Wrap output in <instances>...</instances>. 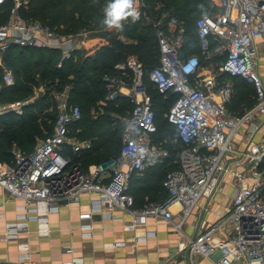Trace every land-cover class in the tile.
<instances>
[{
	"label": "built area",
	"instance_id": "2783aa9c",
	"mask_svg": "<svg viewBox=\"0 0 264 264\" xmlns=\"http://www.w3.org/2000/svg\"><path fill=\"white\" fill-rule=\"evenodd\" d=\"M6 1L11 7L0 25V53L10 45L48 47L59 49L63 60L79 48L72 35H58L47 25L20 16L17 10L26 0H0V6ZM142 4L143 0H135L138 12ZM194 25L200 53L209 61L218 58L216 64L201 66L198 55L183 53L184 28L170 17L165 28H156L158 63L146 72L158 94H174L165 117L185 145L177 155L179 167L162 179L166 198L134 207L129 193L132 174L161 163L166 153L153 141L155 115L143 67L128 56L102 75L105 93L96 103L100 108L123 97L131 106L115 158L83 169L62 154L65 146L73 153L91 146L89 140L69 135L80 109L69 101L65 86L52 92L56 108L52 132L29 153L13 143L11 162L0 161V187L23 201L22 220L14 225V234L25 230L28 218L47 227L48 214L81 194L95 198L89 201L88 211L79 213L80 219H90L102 206L129 213L133 227L148 219L169 223L176 214L174 226L181 231L199 199L209 201L229 178L234 191L225 213L194 236H186L190 264L198 255L210 264H264V169L259 168L264 159V79L258 71L259 59H264V0H219L214 10L202 11ZM227 76L241 78L254 90V104L241 114L228 109L233 87ZM1 83H14L10 69L2 68ZM44 91L40 85L30 98L0 105V114L21 115L24 105ZM256 133H260L257 139ZM208 201L202 206L205 211ZM174 204L180 207L176 212L171 209ZM92 228L91 223L81 224L82 237H89Z\"/></svg>",
	"mask_w": 264,
	"mask_h": 264
},
{
	"label": "trees",
	"instance_id": "16d2710c",
	"mask_svg": "<svg viewBox=\"0 0 264 264\" xmlns=\"http://www.w3.org/2000/svg\"><path fill=\"white\" fill-rule=\"evenodd\" d=\"M208 1L143 0L139 19L132 22L129 18L124 22L123 30L120 31L124 39L110 38L107 45L91 55H84L83 49L77 48L69 58L61 60V52L56 48L10 45L0 53V102L11 97L22 100L30 98L34 88L40 85L44 86L45 91L24 105L21 115L12 112L0 114V161L11 162L9 149L12 141L24 153H29L33 148L35 134H40L41 130L47 134L52 132L56 116L52 92L65 86L69 87V101L80 109V118L70 124L69 135L77 140H89L91 146L79 153H73L65 146L62 154L72 164H78L83 169L89 164L105 163L115 158L122 140L124 121L131 106L126 98L121 97L106 106L116 107L117 114L113 116L109 112L97 113L95 116L91 109L105 93L102 75L110 72L114 64L124 61L128 56H134L143 67L144 80L151 96L156 127L152 135L153 141L158 147H162L166 157L140 175L133 173L129 193L133 196L134 207H143L165 199L162 179L168 171L179 167L177 155L185 145L178 138L175 127L165 117L174 94H158L147 81L146 72L158 63L156 28H165L170 17H175L184 28L183 53L204 56L199 51L194 23L201 14V9L207 8L205 5ZM105 3L106 0H98L96 3L93 0H26L17 11L25 19L47 25L58 35H73L82 28L100 30L98 24L102 19ZM10 7V1L0 6V25L7 20ZM199 60L201 63L200 58ZM215 60L218 62V58L212 61ZM204 61L209 60L204 57ZM3 67L11 70L14 77L12 85L5 86L1 83ZM225 78L236 80L232 85L233 94L228 109L241 114L254 104V90L239 77ZM259 168L264 169V159Z\"/></svg>",
	"mask_w": 264,
	"mask_h": 264
},
{
	"label": "crops",
	"instance_id": "0c3cea01",
	"mask_svg": "<svg viewBox=\"0 0 264 264\" xmlns=\"http://www.w3.org/2000/svg\"><path fill=\"white\" fill-rule=\"evenodd\" d=\"M258 71L264 79V59H259ZM259 135L256 133L255 139ZM233 191L234 183L224 178L209 201L204 197L199 199L181 231L174 226L178 221L176 214L169 223L148 219L144 225L133 227L129 213L102 206L90 219H80L79 213L88 211L89 201L95 198L94 194H81L77 200L60 205L48 214L47 227L28 218L25 230L14 234V225L22 220L23 201L9 196L0 187V264H61L66 261H74V264H190L186 236H194L219 219L229 207ZM207 201L209 206L205 211L202 208ZM179 208L178 204L171 206L175 212ZM109 213L113 218H109ZM84 223L93 226L89 237L80 234L79 227ZM40 229L44 232H39ZM68 247L70 251H66ZM193 264L210 263L198 255Z\"/></svg>",
	"mask_w": 264,
	"mask_h": 264
},
{
	"label": "rangeland",
	"instance_id": "374dc122",
	"mask_svg": "<svg viewBox=\"0 0 264 264\" xmlns=\"http://www.w3.org/2000/svg\"><path fill=\"white\" fill-rule=\"evenodd\" d=\"M219 0H209L208 4H206L205 6H207V8H202L201 12L204 9H208L209 11L214 10L216 7V4L218 3ZM200 12V11H199ZM198 15V14H197ZM90 28V27H89ZM120 31L121 30H97V29H81L79 30V32L73 34L72 36L75 38V41L77 43V45L79 46L80 50L83 49L84 51V55H91L94 53L95 50H98L100 47L107 45L109 43V39L110 38H119V39H124L121 35H120ZM203 55V54H202ZM204 57L205 56H200L199 58L201 59V66H207L210 67L212 66L214 63H216L217 61H204ZM0 65H1V56H0ZM236 82V80L232 79L230 81V83L234 86V83ZM22 99H17L16 97H11L9 99H5L2 102H0V105H7V104H11L14 103L16 101H21ZM116 107H111L108 108L106 106L104 107H98V105L96 104L95 107H93L91 109V113L93 115L96 116L97 113H101V112H109L112 116L117 114L116 112ZM47 134V132L41 130L40 134H35V139H34V143L32 144L33 147L34 145L39 142L40 140H42L44 138V136ZM16 144L18 147L19 145L15 142L12 141L10 143V146L12 144ZM121 144V142H120ZM20 148V147H19ZM157 148L164 153L165 151L162 149V147H158ZM160 178V176H158V179ZM154 203V202H153ZM152 204V203H151ZM150 205V204H147Z\"/></svg>",
	"mask_w": 264,
	"mask_h": 264
},
{
	"label": "clouds",
	"instance_id": "9594fccd",
	"mask_svg": "<svg viewBox=\"0 0 264 264\" xmlns=\"http://www.w3.org/2000/svg\"><path fill=\"white\" fill-rule=\"evenodd\" d=\"M98 0H93V3ZM103 16L99 21L100 30H123L124 22L131 18L132 22L139 19L135 0H106L102 8Z\"/></svg>",
	"mask_w": 264,
	"mask_h": 264
}]
</instances>
